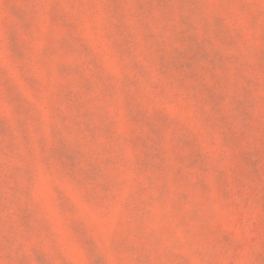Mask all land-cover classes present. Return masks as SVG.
Instances as JSON below:
<instances>
[{"label": "rangeland", "instance_id": "obj_1", "mask_svg": "<svg viewBox=\"0 0 264 264\" xmlns=\"http://www.w3.org/2000/svg\"><path fill=\"white\" fill-rule=\"evenodd\" d=\"M0 264H264V0H0Z\"/></svg>", "mask_w": 264, "mask_h": 264}]
</instances>
